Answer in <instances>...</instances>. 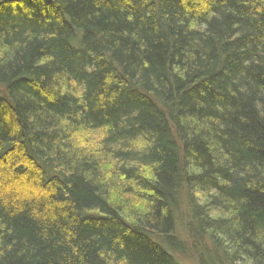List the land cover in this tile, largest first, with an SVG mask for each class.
<instances>
[{"label":"trees","instance_id":"1","mask_svg":"<svg viewBox=\"0 0 264 264\" xmlns=\"http://www.w3.org/2000/svg\"><path fill=\"white\" fill-rule=\"evenodd\" d=\"M181 256L264 264V0H1L0 264Z\"/></svg>","mask_w":264,"mask_h":264},{"label":"rangeland","instance_id":"2","mask_svg":"<svg viewBox=\"0 0 264 264\" xmlns=\"http://www.w3.org/2000/svg\"><path fill=\"white\" fill-rule=\"evenodd\" d=\"M1 1V0H0ZM102 130L99 129V130H96V131H88V132H84L82 135H83V138H86V145H85V148L89 151H95L96 148L98 147V143H99V140L101 139L102 137ZM82 138V139H83ZM181 260L185 263V264H197L195 261H191L187 258H184L181 256Z\"/></svg>","mask_w":264,"mask_h":264}]
</instances>
